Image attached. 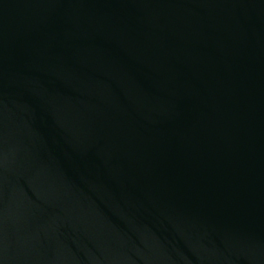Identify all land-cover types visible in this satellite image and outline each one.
I'll list each match as a JSON object with an SVG mask.
<instances>
[{
	"label": "water",
	"instance_id": "obj_1",
	"mask_svg": "<svg viewBox=\"0 0 264 264\" xmlns=\"http://www.w3.org/2000/svg\"><path fill=\"white\" fill-rule=\"evenodd\" d=\"M0 264H264V0H0Z\"/></svg>",
	"mask_w": 264,
	"mask_h": 264
}]
</instances>
